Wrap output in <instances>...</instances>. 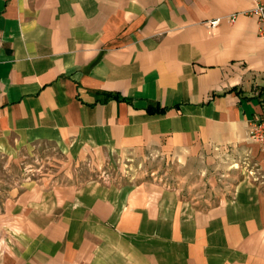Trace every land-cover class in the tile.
Wrapping results in <instances>:
<instances>
[{
  "label": "crops",
  "instance_id": "crops-1",
  "mask_svg": "<svg viewBox=\"0 0 264 264\" xmlns=\"http://www.w3.org/2000/svg\"><path fill=\"white\" fill-rule=\"evenodd\" d=\"M252 2L0 0V149L241 150L264 116V44L253 17L227 16ZM226 186L182 200L144 183H33L11 204L0 264H264V182Z\"/></svg>",
  "mask_w": 264,
  "mask_h": 264
},
{
  "label": "rangeland",
  "instance_id": "rangeland-1",
  "mask_svg": "<svg viewBox=\"0 0 264 264\" xmlns=\"http://www.w3.org/2000/svg\"><path fill=\"white\" fill-rule=\"evenodd\" d=\"M244 144L241 150L215 151L207 159L197 157L189 161L183 157H169L161 151L147 152L132 161H103L100 155L75 160L47 142L15 149L1 148L0 254L11 244L13 233L4 226L13 215L11 204L33 183L43 188L62 184L77 187L92 182L115 187L144 183L149 187L176 191L182 200L197 198L201 190L213 198L215 184L224 189H227V182L234 180L247 179L263 184L264 156L248 137Z\"/></svg>",
  "mask_w": 264,
  "mask_h": 264
},
{
  "label": "built area",
  "instance_id": "built-area-1",
  "mask_svg": "<svg viewBox=\"0 0 264 264\" xmlns=\"http://www.w3.org/2000/svg\"><path fill=\"white\" fill-rule=\"evenodd\" d=\"M252 5L250 8L244 11H237L229 14L228 21H233L237 15L243 14L249 17H253L256 24V35L264 44V2L260 0H252ZM220 18L207 19L204 22L205 26H218ZM248 139L253 143L257 144L264 156V116L256 117L254 121L251 122L249 126V131L247 134Z\"/></svg>",
  "mask_w": 264,
  "mask_h": 264
},
{
  "label": "trees",
  "instance_id": "trees-1",
  "mask_svg": "<svg viewBox=\"0 0 264 264\" xmlns=\"http://www.w3.org/2000/svg\"><path fill=\"white\" fill-rule=\"evenodd\" d=\"M112 97H117V94H110ZM147 113H153V112H164L165 108L159 107L158 105H150L145 110Z\"/></svg>",
  "mask_w": 264,
  "mask_h": 264
}]
</instances>
